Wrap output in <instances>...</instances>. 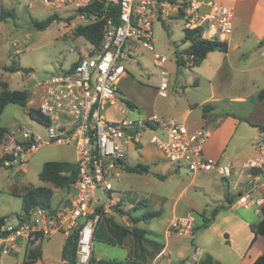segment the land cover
I'll use <instances>...</instances> for the list:
<instances>
[{"label": "built area", "instance_id": "1", "mask_svg": "<svg viewBox=\"0 0 264 264\" xmlns=\"http://www.w3.org/2000/svg\"><path fill=\"white\" fill-rule=\"evenodd\" d=\"M43 1L55 11H61V16L57 15L60 19L70 21V26L62 20L57 23L68 35L77 34L80 27L104 22L102 40L99 47L86 40L91 49L72 67L40 82L42 96L36 109L46 118L47 124L42 125L47 139L27 129L20 130L19 137L8 136L11 150L8 155L12 159L5 162L7 167L24 164V157L42 145H71L75 150L78 179L66 204L56 214L36 208L16 226L5 227L3 231L9 234L1 238L0 252L8 255L21 240L41 241L58 234L68 239L76 233L75 264H91L94 234L111 202L108 196L101 208L94 210L96 193L112 192V178L126 167L127 149L140 144L147 130L155 133L151 143L177 169L186 168L192 174L215 173L221 178L232 176L233 165L205 157L204 145L210 137L207 129L191 131L176 119L164 120L158 115L149 119L106 120L102 110L122 100L118 84L128 76V63L142 69L136 63L141 50L151 53L158 71V96L162 99L170 96L169 59L156 52V22L181 21L184 36L187 32H196L203 40L226 42L234 33L236 12L232 6L218 0ZM187 43L190 47L191 42ZM187 49L180 53L185 69L195 65V57L186 54ZM127 131L138 133L132 137ZM256 147L258 155L243 166L249 181L238 204L261 216L264 197L256 193L264 190V137ZM193 230L192 216L176 218L169 227V232L179 237H191ZM63 264L70 263L64 260Z\"/></svg>", "mask_w": 264, "mask_h": 264}, {"label": "crops", "instance_id": "2", "mask_svg": "<svg viewBox=\"0 0 264 264\" xmlns=\"http://www.w3.org/2000/svg\"><path fill=\"white\" fill-rule=\"evenodd\" d=\"M218 1L232 6L236 12L234 33L226 41L228 51L226 53L219 51L209 53L198 67V70L203 68L202 71H199L198 76L203 82H208L209 92L203 94L202 98L199 99L189 97V89L182 88L183 97L176 101H167L169 109L167 115L171 119L180 120L191 131L207 129L210 132V137L204 145L205 157L208 160L230 164L235 167L232 176L229 178H221L215 173H198L192 174L190 180V185H193L194 189L202 193L206 205H210L211 209L222 208L206 230H212L218 237L226 236V244L231 250V255L225 258L224 262L221 258L216 260L209 251L208 245L198 244V252L194 256V253H191V247L184 242H181L182 248L177 255L182 260L181 263L192 257L195 261L194 264H202L208 260H212L216 264H237L238 260V264H252L264 250V239L258 237L253 241L255 234L252 230L253 226L261 222L263 216L255 215L254 210L251 216L243 215L242 217L236 215L224 216L223 212L227 209V212L243 208L252 210L240 206L238 200L247 189L249 181L248 172L243 166L258 155L256 145L259 139L264 137V132L254 127L255 125H264V100L260 101L258 99L259 92L264 89V0ZM75 35L79 36L78 33L73 36ZM125 78H128V76ZM194 84L199 87L202 82L200 79H196ZM171 92L179 94L180 88L173 84L171 85ZM30 104L34 105L36 103H32L29 99L28 107H30ZM204 106H210L206 117L203 115ZM107 107L109 106L106 105L103 108L102 116L106 120H117L115 113L110 116H106L103 113ZM113 107L119 111L122 110L119 104ZM235 110L238 112H234ZM150 117L144 119H149ZM6 136H9V134L7 133ZM140 140V144L132 145L127 149L126 166H136L138 164L149 166L152 173H158L163 176L168 173H178L181 170L170 163L150 140L146 142H143L142 139ZM2 144L0 146L4 148L0 158L11 152L9 148L10 140L8 145ZM131 152L135 155H132ZM245 173H247L246 177L244 176ZM144 178L157 177L153 174L130 173L124 168L118 176L113 178V190L111 193L97 191L93 202L94 210L101 208L104 203L102 199L106 201L108 196L111 202L109 211L104 215L108 220H101L94 234L92 261L101 259L117 260L108 258L104 253L97 252V241L104 243L107 241L110 245L119 246L127 250L125 261L137 260L143 264H165V262L171 261V256L173 255L171 245L174 242L172 240L177 237V235L169 232L171 222L176 218L192 216L194 218V226L195 224H200L199 219H202L200 214L204 213L202 210V212H198L190 208L188 212H184L180 208L179 198L185 193L186 188L181 191L179 198L176 200L156 196L147 201V198H140L146 197L144 194H139L134 204H131L129 209L126 208L124 205L125 199L129 198L130 190L122 189L121 186L128 181L135 186L136 182H140ZM223 181L226 182V186L222 184ZM114 184H116V188ZM132 184L130 187H132ZM24 189L26 191L28 188L25 187ZM98 192L101 193L99 199ZM256 194L264 197V190L260 189ZM66 201L62 207L66 204ZM142 201L145 202L146 208L140 206ZM231 201L233 205L229 206ZM62 207L58 210H61ZM138 207L146 210H161L162 215L151 221H140L136 224L135 219H139L144 215L139 217L131 215V210H135ZM18 222L19 220L17 224ZM5 227L6 225L2 230ZM133 227L146 231L143 234L142 245L133 234L123 230H131ZM102 232H105V234L103 235ZM59 235L63 236L61 234L56 236ZM191 237L193 238V236ZM160 238L164 239V244L158 242ZM65 241L66 238L63 236L60 248L54 256L46 252L43 247V240L34 242L18 241L10 249V253L20 258L22 260L21 264H63L62 252ZM22 247L24 251L21 250ZM38 250H40V257L34 260L32 254ZM219 255L221 256V254ZM3 256L6 255L0 252V264L3 262Z\"/></svg>", "mask_w": 264, "mask_h": 264}, {"label": "rangeland", "instance_id": "3", "mask_svg": "<svg viewBox=\"0 0 264 264\" xmlns=\"http://www.w3.org/2000/svg\"><path fill=\"white\" fill-rule=\"evenodd\" d=\"M70 9V8H68ZM3 10H13L16 18H8L0 22V81L6 82L11 90L29 89L30 79L36 78L37 74H47L52 77L61 74L68 70L72 64L76 63L80 56L85 55L91 49L90 44L85 38L75 35H68L57 23L62 19L61 11H55L47 6L43 0H0V15ZM57 16L54 22L45 31H39L31 23V20L44 21L47 18ZM71 25L69 20H62ZM78 30V29H77ZM184 30L182 22H156L154 24V38L156 52L166 56L169 59L168 70L171 76V85L180 88V93L170 92L169 99H162L157 94V88L160 82L159 74L153 64L152 55L146 50H141L140 56L136 58V63L142 66V69L127 64L128 78L120 80L118 86L123 94V98L119 101L121 111L115 107H107L103 113L110 116L115 113L117 120H138L150 117L157 114L170 120L167 113V101L179 100L183 97L182 88H188V96L201 99L203 94L209 92L208 82H203L198 76V67L185 69L178 66L176 53H184L189 47V44L184 42ZM16 67L21 68L19 72H11L10 69ZM24 70H30L29 73H24ZM203 73V72H201ZM28 74V75H27ZM200 79L202 84H194V80ZM41 83H38L30 90V100L32 103L30 107H22L19 105H8L0 119V127L7 130L10 136H20V130L27 129L31 133L38 134L44 139H47L48 134L45 127L39 122L30 118L28 114L29 108L35 109L40 103L42 96ZM126 101L133 103L136 108H129ZM238 112V111H234ZM126 113H128L126 115ZM180 122V120H177ZM150 130H147L141 137L143 142L151 139L154 135ZM162 138H164L162 136ZM9 140L6 136V141L2 145H8ZM1 145V144H0ZM131 147V146H130ZM0 146V156L3 150ZM132 155L133 152H131ZM49 161H64L75 162V150L73 146H58V145H42L36 151L27 154L24 157L26 164L13 165L11 168L0 167V218H6V227L17 225V215L22 213V195L26 192L25 187H45L54 192L51 205L54 209H60L64 202L69 199L70 194L61 189L55 188L50 183L43 182L39 179V173L42 166ZM178 173H168L165 180H158V178H144L140 182H136L132 187L130 182L124 183L121 188L130 190L129 198L125 199L126 208H130L134 204L139 194H144L147 201L152 197L161 196L176 200L180 193L186 188L180 200V208L184 212H188L190 208L198 212H204L207 218L213 217V210L210 205H206L202 193L194 189L190 185L192 173L186 168H180ZM247 176V173L244 174ZM114 178V177H113ZM112 178V181H113ZM165 181V182H164ZM115 183V181H114ZM222 184L226 186V182ZM116 188V184H114ZM101 195L98 192V199ZM105 202V199H102ZM202 210V211H201ZM223 212L224 216H251L252 210L247 209H233L232 212ZM146 209L138 207L131 210L133 217L142 216ZM217 215V214H216ZM108 220L103 216V220ZM203 220L199 219L202 224ZM200 224H195L194 227ZM98 227V226H97ZM104 235L105 232H102ZM63 236H55L52 239L43 240V247L48 254L54 256L57 254ZM171 245V261L165 264H181L182 260L178 258L177 253L181 250L184 242L191 247V253H194L198 244L208 245V249L212 256L217 260L221 258L224 262L230 257L231 250L226 244V236L218 237L212 230L199 231L192 237H175ZM97 241V252L104 253L108 258L117 259L119 261L126 260L127 250L119 246L110 245L109 242ZM159 243L164 244L163 238L158 240ZM193 245V246H192ZM193 247V248H192ZM24 248L22 247V251ZM221 254V256L219 255ZM2 264H21L22 260L15 254L3 256ZM192 259L189 258L188 260ZM187 260V261H188ZM184 261L183 264H186ZM239 262V260H238ZM237 262V264H238Z\"/></svg>", "mask_w": 264, "mask_h": 264}, {"label": "trees", "instance_id": "4", "mask_svg": "<svg viewBox=\"0 0 264 264\" xmlns=\"http://www.w3.org/2000/svg\"><path fill=\"white\" fill-rule=\"evenodd\" d=\"M8 18H16V14L13 10H3L0 15V22L8 19ZM57 20V16L53 15L47 18L44 21H37L32 19L31 23L39 31H45L48 29L55 21ZM104 27V22H98L96 24L88 25L85 27H80L78 30L79 36L85 38L87 41L93 43L96 47L100 46L102 40V31ZM184 42H191L190 47L187 49L186 54L193 55L195 57V65L194 67H199L202 62L206 59L207 55L212 52H223L226 53L228 51V45L226 42H218V41H207L201 39L200 35L196 32H187L184 36ZM177 64L178 66H183L185 61L176 53ZM11 72H19L21 68L13 67L10 69ZM30 70H24V73H29ZM30 90H11L6 82L0 81V119L2 114L4 113L5 108L8 105L14 104L22 107H27L30 99ZM258 99L260 101L264 100V89H262L258 94ZM126 105L133 109L135 106L133 103L126 101ZM210 106H204L203 115L207 116L209 112ZM28 114L31 119L39 122L40 124H47L46 118L40 113L38 109L29 108ZM261 132H264V125H255ZM7 130L0 127V144L6 141ZM12 157L8 154L3 155L0 158V167H6L5 162L7 160H11ZM8 168V167H7ZM125 169L130 173L148 175L153 174L160 180H165L167 176L160 175L158 173H152L149 166L144 165H136V166H126ZM39 179L43 182L50 183L55 188L61 189L70 193L73 190V185L78 179V167L76 163L72 162H64V161H49L46 162L39 173ZM54 192L45 187H32L28 188L26 192L22 195V213L17 215V219L19 221H23L25 217H29L30 213L36 208H43L49 211L52 214H56L58 209H54L51 205V201L53 198ZM228 198V197H227ZM233 202L229 203V206H232ZM140 206H145V202H140ZM222 208L217 207L213 210V217L207 218L205 213L200 214L203 220L202 224L197 227H194L193 236H195L199 231L206 230L210 227L211 223L214 221L216 214L221 211ZM162 215V211H154V210H146L144 215L135 219V223L137 224L140 221H151L153 219L159 218ZM261 222L252 227V230L255 234L253 241L260 237L264 239V209L262 215ZM6 225V218H0V237L4 238L8 236L7 231H3L2 228ZM127 233L133 234L142 245V239L144 238L143 234L146 231L133 227V229H123ZM34 242V241H31ZM76 252H77V234H72L68 239H66L65 244L63 246L62 257L64 260L69 261L70 264H75L76 261ZM34 260L40 257V250L36 251L34 254ZM91 263L93 264H143L138 262L137 260H127V261H117V260H93L91 259ZM213 263L212 260L204 261L202 264ZM252 264H264V250L262 254L257 257Z\"/></svg>", "mask_w": 264, "mask_h": 264}, {"label": "water", "instance_id": "5", "mask_svg": "<svg viewBox=\"0 0 264 264\" xmlns=\"http://www.w3.org/2000/svg\"><path fill=\"white\" fill-rule=\"evenodd\" d=\"M27 75H28V74H27ZM47 78H48V75H47V74H37V75H36V78H34V79H32V80L30 81L28 88H29V89H32V88L35 87L38 83L46 81ZM137 133H138V131H127V135L132 136V137H135V136L137 135ZM197 252H198V249H197V247H196V248H195V251H194V256L197 255ZM194 263H195V261H194V259L192 258V259L188 260L186 264H194ZM181 264H183V263H181Z\"/></svg>", "mask_w": 264, "mask_h": 264}]
</instances>
